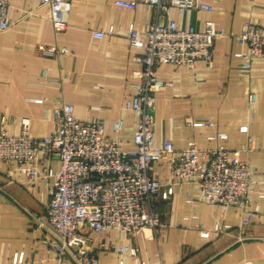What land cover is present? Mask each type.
Returning a JSON list of instances; mask_svg holds the SVG:
<instances>
[{"label":"crops","instance_id":"0c3cea01","mask_svg":"<svg viewBox=\"0 0 264 264\" xmlns=\"http://www.w3.org/2000/svg\"><path fill=\"white\" fill-rule=\"evenodd\" d=\"M117 1L73 0L68 27L56 34L41 0H11V26L0 30V132L20 135L28 120L32 135L48 136L55 109L70 104L77 118L102 122L105 135L118 139L122 149L136 147L138 119L126 102L134 92L130 84L142 70L137 57L143 50L130 46V29L145 38L156 11L145 3L127 8ZM201 1L213 10L187 9L181 15L173 8L160 21L197 30L212 21L226 35L216 39L210 65L198 61L193 67H157L165 86L156 96L155 139L158 144L170 140L177 149L194 143L199 149L224 144L239 151L254 173L251 204L223 210L209 205L197 184H177L170 198L159 194L153 200L160 223L156 231L92 234L98 246L105 242L139 250L137 257L102 250L99 264H264V198L258 196L264 191V59L245 69L249 47L236 40L246 23L264 26V0ZM42 45L66 47L68 53L47 56L39 50ZM251 94L257 96L255 104ZM119 119L124 129L116 133L113 126ZM221 133L226 139H212ZM59 164L57 157L43 153L42 178L33 181L0 161V264H13L17 254L24 255L25 263L77 264L69 257L58 261L57 240L51 230L39 227L53 183L47 171ZM153 170L163 183L171 182L170 158L156 162ZM217 225L224 231H216Z\"/></svg>","mask_w":264,"mask_h":264},{"label":"built area","instance_id":"2783aa9c","mask_svg":"<svg viewBox=\"0 0 264 264\" xmlns=\"http://www.w3.org/2000/svg\"><path fill=\"white\" fill-rule=\"evenodd\" d=\"M140 2L156 11V21L145 38L134 27L130 29V46L143 50L137 57L142 70L139 79L130 84L134 92L126 102V108L138 119L134 149H122L118 139L106 136L102 122L77 118L70 104L55 109L53 129L48 136L32 135L28 120H24L20 135L0 132V161L15 165L29 180L42 178L39 162L43 153L59 160L57 170L48 168L46 177L53 178V183L48 186L46 219L39 218V227L51 230L58 242L54 246L58 261L69 257L77 264H99L102 250L137 257L136 247L105 242L98 246L92 234L102 236L109 231H121L137 235L145 229L156 231L160 223L153 200L159 194L164 199L170 198L174 186L180 183L197 184L201 197L223 210L247 208L251 204L249 193L254 173L239 151H232L224 144L214 149H199L194 143L177 149L170 140L158 144L155 139L156 96L165 86L158 77L157 67L165 63L193 67L198 61L210 65L216 39L226 35L212 21L206 23L204 30H197L182 29L173 20L167 23L160 20L169 16L173 8L181 15L187 9L212 11L213 8L201 0H119L117 4L136 8ZM10 3L11 0H0L2 31L11 26ZM41 4L50 10L55 33L64 32L73 0H41ZM96 37H103V33H96ZM236 40L249 47L248 59L243 63L245 69H250L256 59H264V26L246 23ZM39 50L47 56L68 53V48L57 45H42ZM256 101L257 96L251 94L250 102ZM113 128L116 133L122 132L124 121L117 120ZM213 138L226 139V135L221 133ZM165 157L171 161L168 184L153 170L154 164ZM258 196L264 198V191ZM215 229L223 232L224 226L217 225ZM13 264L32 263H25L24 255L17 254Z\"/></svg>","mask_w":264,"mask_h":264}]
</instances>
